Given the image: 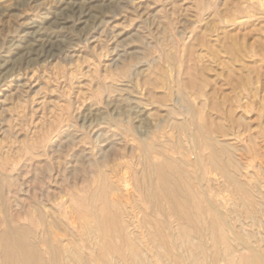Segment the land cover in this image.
<instances>
[{
    "label": "rangeland",
    "instance_id": "obj_1",
    "mask_svg": "<svg viewBox=\"0 0 264 264\" xmlns=\"http://www.w3.org/2000/svg\"><path fill=\"white\" fill-rule=\"evenodd\" d=\"M9 221L71 264H264V0H0Z\"/></svg>",
    "mask_w": 264,
    "mask_h": 264
},
{
    "label": "bare ground",
    "instance_id": "obj_2",
    "mask_svg": "<svg viewBox=\"0 0 264 264\" xmlns=\"http://www.w3.org/2000/svg\"><path fill=\"white\" fill-rule=\"evenodd\" d=\"M258 1L261 5L263 4V0ZM82 11L78 10L77 14L79 16L83 15ZM187 134L189 143L194 146L193 135L190 132H188ZM7 223V227L0 233L2 236L0 240V253L2 256L0 264H11L12 258L16 260L17 264H71L70 262H64V260L67 259L65 258V256L68 253H65L64 256V253H62L61 251L54 252V247L50 244H47L45 248H43V251H45V253H49L47 256L40 255L36 257L34 254H32V250L36 251V248H38L39 251H41V248L37 244H34L33 242L27 240L26 236H24L22 228L12 225L10 221ZM12 263L14 264V262Z\"/></svg>",
    "mask_w": 264,
    "mask_h": 264
}]
</instances>
